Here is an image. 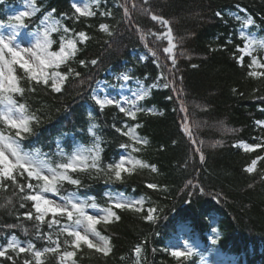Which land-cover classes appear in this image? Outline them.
<instances>
[{
	"label": "trees",
	"instance_id": "trees-1",
	"mask_svg": "<svg viewBox=\"0 0 264 264\" xmlns=\"http://www.w3.org/2000/svg\"><path fill=\"white\" fill-rule=\"evenodd\" d=\"M21 3L22 0H0V22L9 23L10 14ZM35 3L40 11L25 20L30 30L55 8L53 15L60 25L74 32L84 31L91 39L78 44L82 50L69 65L80 76L69 77L62 92L35 85L34 92L26 90L23 97H16L39 117L33 135L23 142L25 149L39 148L52 161L59 162L60 149L71 154L77 144L94 143L89 128L95 124L98 126L95 131L101 137L103 165L119 160L126 153L157 168L156 172L137 168L131 175L123 173V183H105L103 174L73 173L81 185L77 188L67 182L63 184L62 196L78 191L82 198L95 197V203L101 207L109 205L106 192L124 193L145 201L142 212L116 209L118 221L97 226L102 235L111 239L113 251L108 257L82 245L75 250L76 264H137V261L139 264H211L212 255L216 254L236 259L240 264H264V160L258 161L256 172L244 171L253 159L264 156V148L245 152L242 147H233L239 142L264 143V127L255 124L257 120L264 121V77L248 75L249 71L264 72V69H250V57H245L243 66L237 63L240 55L237 45L242 46L244 41L239 36L242 20L236 18L251 16L255 21L253 30L264 38V0H149L148 4L144 0H103L95 11L96 16L79 19L73 15L72 0H35ZM133 4L137 7L133 8ZM122 5L129 8L130 18L124 16ZM142 8H149L171 22L173 42L177 43L174 68L163 51L168 46L167 40L151 35L166 29L152 21ZM103 11H111L112 15L103 16ZM217 12L222 15L216 16ZM102 23L109 25L112 36L100 30ZM141 31L148 34L145 40L140 38ZM62 35L73 33L65 34L63 27L52 33L54 51L59 50ZM149 48L157 52V57L151 55ZM254 55L264 63L261 52ZM93 59L97 64L90 63ZM81 60L85 61L84 65L79 63ZM69 65L58 70L66 72ZM169 68L175 73L176 86L183 89L179 99L172 87L162 86L165 79L161 73L172 79ZM128 70L148 86L159 85L141 103L145 111L138 112L135 120L114 105L101 111L93 100L100 80H111V75ZM21 74L22 70L18 69L17 75ZM22 85L26 89L33 86L28 81ZM170 96L172 99H168ZM181 99L187 113L180 108ZM152 109L158 112L149 111ZM185 115L196 143L182 127ZM126 124L129 127L139 124L135 133L148 143L135 144L130 136L116 131H127ZM122 144H128L129 148H121ZM133 146L141 151L132 152ZM198 147L204 154L203 162L195 151ZM148 183L158 187L149 189ZM11 195V188L0 194V203L6 204L3 197ZM20 203L19 197L13 196L14 207L0 208V244H6L15 234L22 242L32 241L36 249L48 246L46 241L36 238L34 220L17 219L18 214L22 217L29 210L34 212L32 202L24 201L23 208ZM151 207L157 209L153 213L155 219L147 221L144 217ZM21 223L28 229L27 234L20 227H5ZM49 231L55 228L50 230L45 223L41 232ZM63 239L61 236V242ZM181 239L193 249L187 260L171 255V247ZM138 245L142 248L140 257L134 252ZM66 247L62 243L61 251ZM26 258L31 259L29 254H21L16 264H22ZM44 259L45 264H59L57 254H46ZM0 264L10 262L0 258Z\"/></svg>",
	"mask_w": 264,
	"mask_h": 264
},
{
	"label": "snow or ice",
	"instance_id": "snow-or-ice-1",
	"mask_svg": "<svg viewBox=\"0 0 264 264\" xmlns=\"http://www.w3.org/2000/svg\"><path fill=\"white\" fill-rule=\"evenodd\" d=\"M149 0H144V4H148ZM97 8H99L100 0H95ZM124 9V16L130 18V12L127 5H122ZM133 8L137 6L132 5ZM72 8L74 9V17H94L96 12L92 10L90 5L80 6L76 0H73ZM143 13L150 15L152 21H156L166 29L163 33H151L158 40H167L168 46L163 49L164 53L168 54V59L171 60L173 68L177 64V55L174 49L177 43H174L175 37L171 22L163 16L153 13L149 8L140 9ZM40 9L36 6L35 0H32L30 10L20 12L10 18L9 24L6 26L0 22V28L10 27L11 34L0 33V194L7 193L9 189L12 190L11 196H4L6 204L0 203V208L6 206H13V196H18L21 203L20 207H25L24 201L32 202V210H29L21 215H17L18 220L27 219L35 221L36 238L47 242L48 246L42 249H36L32 241L22 242L15 234L7 239L6 244H0V258L16 264V258L21 254L27 253L31 259H24L22 264H45L46 254H57L59 264H76L74 257L76 251L81 249L82 245L90 250H95L97 253L108 257L112 251L113 246L109 236L102 235L97 226L100 224L108 225L111 222L118 221L120 216L116 209L131 210L134 212H142L144 210L143 198H129L122 193L106 192L105 196L109 201V205L101 207L95 203V197L81 198L78 191L61 196L60 190L65 182L71 185H81L79 178H74L73 173H87L89 175L103 174L105 183H123L125 177L123 173L131 175L137 168H151V171L156 172L155 165H149L132 155L121 156L119 160L103 165L101 162V137L97 135L95 129L98 127L93 124L89 128V133L94 137V143L90 147L75 146L71 154H68L60 149L57 153L61 157L59 162H54L47 153H43L39 148L34 150H26L24 147V140L33 135L34 124L39 123V117L31 112L27 105L20 103L17 96L23 97L26 90L34 92L35 85H43L50 87L56 93L62 92L65 82L69 77H79L80 73L69 65L77 52L82 49L78 47V43L85 44L91 37L84 31L74 32L66 26L60 25L58 19L53 14L56 9L53 8L48 11L37 25L35 33V43L31 46H24L18 42V37L21 34V29H28L29 25L25 22L26 19L33 17ZM78 14V16L76 15ZM103 16H111V11L101 12ZM220 12L216 16L220 17ZM66 16V14H65ZM242 20V29L249 25H254L255 21L251 16L247 18L236 17ZM63 27L65 34L73 33V35H62L60 37V44L58 51H52L51 46L54 41L51 39V34L60 30ZM102 32L112 36L114 33L110 31L109 25L102 23L99 25ZM33 33L29 32V35ZM148 34L143 31L140 32L141 40H145ZM239 36L243 39V45H237L239 56L237 63L243 66L245 57L251 58L249 68L257 67L264 69V63H261L254 53L264 51V38H258L254 35H249L241 30ZM147 47V42H145ZM149 52L153 57H157V52L149 48ZM97 60H91V64H97ZM81 65L85 64L84 60L79 61ZM157 63L159 60L157 59ZM61 65H69L66 72H61L58 69ZM197 67V65H193ZM22 70L21 75H17V70ZM168 74L172 76L171 80L161 76L165 79L162 85L164 88L172 87L178 93L177 98H180V93L183 89L176 86L175 73L171 68L167 69ZM250 77H264V72H257L255 70L249 71ZM123 81H129L132 77L128 74H122L117 77ZM182 79V77L180 78ZM23 81H28L33 86L26 89ZM51 81V83H50ZM83 83V81H81ZM159 85H153L156 87ZM150 88H141L134 93L135 100L128 99L121 101L120 99L111 97L109 95H94L93 100L99 109L103 111L106 107L114 105L126 117L135 120L138 112H143L145 109L137 105V101L145 99L150 94ZM172 99V97H168ZM127 105V106H125ZM180 108L187 113V108L181 99ZM150 111V110H149ZM188 117H183L184 123L182 127L192 139L193 133L189 125L186 123ZM255 124L264 127V121L257 120ZM115 127V125H113ZM140 125L136 124L134 127H129L127 124L125 128L116 129L122 135L130 136L135 144H147L145 138L138 136L135 133V128ZM203 143L202 141L200 142ZM215 146V145H214ZM233 147L243 148L245 152H252L256 149L264 148V143L248 144L246 142H239ZM121 148L128 149V144H122ZM132 152H139V147L133 146ZM196 152L200 153L199 159L204 161L205 157L201 148H196ZM264 160V156H257L244 169L247 173L256 172L258 161ZM18 177L20 179H18ZM26 182H21V181ZM33 181L36 183L34 184ZM191 183V182H189ZM158 187L155 183H148L147 188L156 189ZM46 193H51L59 197V201L48 198ZM22 194V195H21ZM89 200L92 202L89 203ZM93 209L94 214L89 212ZM157 209L151 207L148 209V214L144 217L147 221H154ZM50 215V219L48 218ZM47 223L48 228L55 231L42 233V226ZM8 229L20 227L22 231L27 234L28 229L21 224H12L5 226ZM61 236L64 237L61 242ZM62 243L67 246L64 251H61ZM70 247L73 250H67ZM136 257H140L142 253L141 246H136L134 249ZM11 253V254H10ZM171 255L177 259H189L193 255V249L186 247V250H180L174 247ZM139 264V261H137Z\"/></svg>",
	"mask_w": 264,
	"mask_h": 264
},
{
	"label": "rangeland",
	"instance_id": "rangeland-1",
	"mask_svg": "<svg viewBox=\"0 0 264 264\" xmlns=\"http://www.w3.org/2000/svg\"><path fill=\"white\" fill-rule=\"evenodd\" d=\"M101 1H103V0H100V4H101ZM76 2L79 3L81 7H83L86 4L90 5L93 11H96L98 9L96 6L95 0H76ZM72 3H73V0H72ZM31 4H32V0H23L22 4L19 6V8L15 9L13 11V13L10 15V17H12V16H14L20 12L30 10ZM56 19H58V18H56ZM59 22H60V20H59ZM8 24H6V26ZM252 27H253V25H249L247 28H243L242 30L245 31L249 35H254V36L260 38L258 33L255 32L252 29ZM36 31H37V28H35L32 31H30L29 29H21V34L18 37V42L22 43L24 46H31L32 44L35 43ZM11 32H12V29L10 27L0 28V33L7 35V34H11ZM29 32H31L33 34L29 35ZM51 50L53 51L52 46H51ZM260 52L264 56V51H258L257 53H260ZM142 58L145 59V56L143 55ZM122 74H128L132 77V79L129 81H123L122 79H118L117 77L121 76ZM122 74H117L116 76H112V78H113L112 80L101 81L97 85V88L95 89L93 96L97 95V94L101 95V96L109 95L111 97L120 99L121 101L128 100V99L135 100L136 97L134 96V93L138 92V90H140L141 88H151V87H147V85H145V83L142 82L139 78L133 77L131 70L126 71L125 73H122ZM157 87L158 86H156V88ZM143 100L137 101V105L140 106V103H142ZM125 106H127V105H125ZM153 112L157 113L158 111L153 110ZM78 145L79 146H85L82 144H78ZM85 147H90V146H85ZM124 156H126V154H124ZM115 193H118V192H115ZM122 194H124V193H122ZM45 195H47L48 198H50V199L59 201L58 196H55L51 193H46ZM94 211L95 210H93V209H89L90 213L94 214ZM174 247L179 248L180 250H186L187 246H186L185 242L181 239L179 243L172 246V249ZM211 264H239V262L236 259L233 260L230 257H226V256H223L220 254H216V255H212Z\"/></svg>",
	"mask_w": 264,
	"mask_h": 264
}]
</instances>
